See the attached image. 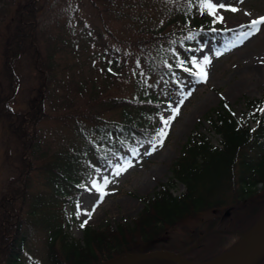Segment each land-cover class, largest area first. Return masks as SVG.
<instances>
[{
  "label": "trees",
  "instance_id": "1",
  "mask_svg": "<svg viewBox=\"0 0 264 264\" xmlns=\"http://www.w3.org/2000/svg\"><path fill=\"white\" fill-rule=\"evenodd\" d=\"M125 1L129 3V20L143 24L139 31L149 35L143 40L151 44L149 51L141 39L132 43L113 40L119 48L131 44L141 54L133 61L129 76L142 93L131 97L98 98L108 81L121 76L123 64L130 60L123 50L100 40L99 33L95 41L101 49L97 53L100 63L91 65L101 79L95 76L87 84L82 78L74 79L80 63L63 64L54 56L56 48L49 41L39 43L41 31L36 19L41 6L37 0H24L8 15H0V123L15 142L18 162V173L7 180L0 195V264H21V257L31 252V242L39 237L46 264H96L152 251L178 254L193 264H204L228 252L264 215L261 97L245 100V111L238 115L224 101L210 109L206 119L218 141L214 144L205 134L192 131L171 163V177L159 183L150 196L141 198L143 205L131 223L106 224L102 229L84 226L80 239L68 237L66 215L62 227L38 225L45 214L56 215L43 199L45 193L31 191L32 170L46 176L50 188L47 195L53 202L67 195L77 196L97 166L110 164L115 157L122 159L124 151L133 152L153 139L160 118L158 106L165 101L161 98L165 90L157 94L155 84L162 82L170 89L177 86L182 75L192 73L188 66L190 49L212 38L221 51L244 26L215 28L213 18L205 11L201 13L200 0ZM21 64L31 69L34 86L27 108L16 112L8 102L13 98ZM65 70L71 73L65 76ZM146 82L151 87L147 91ZM71 88L85 93L96 108L92 112L79 110L77 105L60 109L52 118L69 122L75 140L59 151H40L37 123L48 116L44 102L53 97L60 104L71 102ZM106 111H115L118 117L103 118ZM83 119L90 124L85 125ZM176 182L184 189L173 195L170 187ZM42 211L45 214L41 217ZM164 232L170 236L162 238ZM175 234L179 236L175 238ZM123 264L176 263L164 258H138ZM259 264H264V259Z\"/></svg>",
  "mask_w": 264,
  "mask_h": 264
},
{
  "label": "rangeland",
  "instance_id": "2",
  "mask_svg": "<svg viewBox=\"0 0 264 264\" xmlns=\"http://www.w3.org/2000/svg\"><path fill=\"white\" fill-rule=\"evenodd\" d=\"M23 1L0 0V15H8L16 4ZM37 2L41 6L36 19L41 31L38 34L39 43L45 45L49 41L53 45L51 47L56 48L54 56L62 60L63 64L67 61L80 63L79 71L74 72L73 76L74 79L82 78L87 84H90L89 80L95 76L97 80L101 79L91 65L100 63L97 53L101 52V49L95 41L96 34L99 33L102 36L100 40L108 46L114 45L118 48L119 45L114 41L132 43L149 37L146 32L139 31L143 24L129 20L127 7L129 3L125 0H37ZM213 2L238 9L236 12L220 9L218 15L223 16L224 20L222 23H214L215 28L233 29L244 26L221 51L217 49L212 38L206 40L200 47L190 49L188 66L192 73L182 75L177 86L170 89L162 82L155 84L157 94H161L162 89L165 90L161 97L165 101L159 103L157 133L151 141L136 147L133 152L124 151L122 159L115 157L110 159V164L97 166L95 171L88 175L83 186L79 187L77 196L67 195L63 200L57 199L53 202L47 195L50 188L46 185V176L38 169L30 172L31 191L45 193L43 199L56 215L55 218L50 215L46 217L42 211L41 217L44 214L45 216L39 226L62 227L66 215L64 230L68 237L80 239L82 233L80 225L85 221L87 223L84 226L91 229H102L106 224L115 226L119 222L131 223V219L143 205L141 198L150 196L159 183L171 177V163L178 156L182 144L192 131L205 134L214 144L218 141V135L210 129L206 119L210 109L216 107L219 101H224L238 115L245 111V100L261 97L264 99V26L255 34L246 35L251 32L247 27L250 21L264 16V0H213ZM246 12L250 15H245ZM158 21L162 22V19ZM158 21L155 26L159 24ZM145 41L143 47L150 51L151 44ZM129 45L126 47L127 50L122 46L119 48L129 55L128 64L126 66L123 64L121 76L110 80L111 82L108 81V86L98 96L99 99L104 100L108 96L131 97L133 93L141 95L142 89L133 86L129 76L133 61L141 54L136 47ZM59 46L62 47V51L58 50ZM205 59L207 63H204ZM201 66L206 73V79H201L197 75ZM70 73V70L64 71L65 76ZM16 81L13 98L8 102V106L12 111L20 112L27 108L30 89L34 86L33 73L26 64H21L20 76ZM143 85L145 91L151 88L147 82ZM84 96L85 93L71 88L69 103L60 104L54 97L52 100L46 99L43 109L48 116L37 123L40 151L46 149L48 153H52L71 145L75 138L70 123L62 118L53 119L52 116L60 113V109H71L74 105L79 106V110L92 112L96 105L89 104L88 98ZM173 109H178V113H173ZM262 109L264 112V104ZM117 117L115 111H106L103 114V118ZM165 120L169 121L167 125L164 123ZM84 124L90 123L84 120ZM162 129L167 133L163 137L158 135ZM15 149L14 140L0 123V195L7 180L18 173ZM84 169L87 170V166ZM183 189L179 182L170 187L173 195L181 193ZM89 212L91 217L87 215ZM175 235V238L179 236ZM245 235L246 233L240 236L229 251L235 248L246 237ZM163 236L162 238H166L170 235L164 232ZM28 251L31 252L21 257V264H46L40 237L31 242ZM138 257L140 256H128L130 259Z\"/></svg>",
  "mask_w": 264,
  "mask_h": 264
},
{
  "label": "water",
  "instance_id": "3",
  "mask_svg": "<svg viewBox=\"0 0 264 264\" xmlns=\"http://www.w3.org/2000/svg\"><path fill=\"white\" fill-rule=\"evenodd\" d=\"M263 219H264V216L261 218V220H259V222L262 221ZM254 227H252L251 230ZM251 230H249V232ZM247 234L245 236H247ZM158 253L167 254L169 256H165V255L161 256V255H158ZM154 257L169 259L175 262L176 260L173 259L172 257L182 258L178 254L159 252V251H155V252L152 251L146 254H142L138 258H154ZM134 259H137V258H133V259H130L128 257L123 258V259L111 258V259H108L104 262L97 263V264H123L125 262L134 260ZM263 259H264V221L259 227V229L257 230V232L248 241H246L243 245H241V247L235 253H233L228 259H226L221 264H259Z\"/></svg>",
  "mask_w": 264,
  "mask_h": 264
},
{
  "label": "snow or ice",
  "instance_id": "4",
  "mask_svg": "<svg viewBox=\"0 0 264 264\" xmlns=\"http://www.w3.org/2000/svg\"><path fill=\"white\" fill-rule=\"evenodd\" d=\"M200 9H201V13L204 14V11L206 10L207 14L213 17V23H222L224 20V17L221 15H218V11L220 9L224 10V11H232V12H236L238 11V9L236 7H233L231 5H226L223 3H214L213 0H200ZM245 15H250V13H245ZM261 26H264V16H260L258 18L252 19L250 21V23L247 25V27H249L251 29V32L246 33V35H253L256 32L261 30ZM207 59H205L204 63H207ZM197 75L201 78V79H206V73L203 70V67L201 66L199 68V71L197 72ZM178 109H173V113H178ZM165 125H167L169 123L168 120L164 121ZM161 137L167 135V133L162 129L160 131V133L158 134ZM87 215L89 217H91V212L87 213ZM87 223V221H85L84 223H82L80 225L81 228L84 227V224Z\"/></svg>",
  "mask_w": 264,
  "mask_h": 264
},
{
  "label": "bare ground",
  "instance_id": "5",
  "mask_svg": "<svg viewBox=\"0 0 264 264\" xmlns=\"http://www.w3.org/2000/svg\"><path fill=\"white\" fill-rule=\"evenodd\" d=\"M260 70V68H258ZM264 219L262 221H260L248 234L247 236L235 247L233 248L231 251H229L228 253L224 254L223 256L209 262L206 264H221L223 263L226 259H228L233 253H235L240 247L241 245H243L246 241H248L259 229V227L261 226V224L263 223ZM158 255L161 256H169L167 254H163V253H158ZM173 259L176 260L177 264H191L190 262H188L185 259H182L180 257H172Z\"/></svg>",
  "mask_w": 264,
  "mask_h": 264
}]
</instances>
